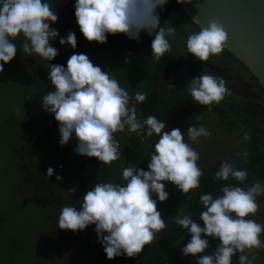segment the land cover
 I'll use <instances>...</instances> for the list:
<instances>
[{
  "label": "clouds",
  "instance_id": "1",
  "mask_svg": "<svg viewBox=\"0 0 264 264\" xmlns=\"http://www.w3.org/2000/svg\"><path fill=\"white\" fill-rule=\"evenodd\" d=\"M181 2L190 3V0H177ZM167 3L168 0H74V15L80 32L88 41L105 43L108 34L118 33L139 41L141 32H146L152 36L151 58L159 61L171 50L168 37L175 30L167 23H160L157 8L162 11ZM57 18V10H53L49 0H0V71L16 55L14 41L22 37L20 50L23 53L29 56L35 53L50 62L47 75L53 90L42 95V107L58 122L59 144L63 146L74 135V151L95 157L105 166H111L121 155L115 133L139 134L144 129L147 136L158 134L148 170L123 167L124 184L94 183L79 200V207L61 206L57 220L60 229L73 232L94 225L97 240L108 259L121 255L135 257L166 227L165 219L157 210V200L165 201L169 196L164 182H171L182 193L199 187L203 169L197 163L199 153L188 140L198 143L200 137H209L211 132L202 123L190 125L186 133L179 128L162 131L164 120L153 115L138 119L136 105L146 99V93L136 91L130 96L111 72L102 70L83 52H73L66 67L51 63L58 50L50 44V39L57 38L59 32L50 24ZM228 39L223 24L212 19L207 26L201 25L199 31L187 36L186 48L203 62L228 47ZM65 43L73 49L77 47L73 31L59 38V44ZM185 88L196 102L207 105L209 110L213 103L218 104L231 94L222 76L208 73L193 77ZM195 119L200 120L201 115ZM243 139H250L248 133ZM53 172V167L49 166L46 175L51 177ZM230 177L243 183L247 169L221 160L214 178L228 180ZM56 179L60 180L61 176L57 174ZM68 191L74 192L75 188ZM262 194L264 182L259 180L245 187L221 185L220 194L216 196L201 193L199 202L203 210L199 213V222L191 214L175 220L190 233L181 252L195 256L196 264H232L234 254L239 252L238 264H253L255 255L250 258L249 254L264 249L261 238L264 225L251 218L258 211L257 197ZM208 237L218 239L219 243L213 252L203 254L209 247Z\"/></svg>",
  "mask_w": 264,
  "mask_h": 264
},
{
  "label": "trees",
  "instance_id": "2",
  "mask_svg": "<svg viewBox=\"0 0 264 264\" xmlns=\"http://www.w3.org/2000/svg\"><path fill=\"white\" fill-rule=\"evenodd\" d=\"M164 6L169 20L177 26L181 23L178 18L180 15L184 16L183 19L188 17L177 0H168ZM58 32L57 38L50 39V44L58 50L56 59L53 58L51 63L66 67L70 54L61 50L57 41L64 34L61 30ZM22 39L16 38V55L0 71V264H47L49 260L44 258V253L38 252L41 256L35 255L39 246L48 249L53 243L57 255L58 251L65 254L73 243V237L83 254V264H196V260L179 254L182 246L190 239V233L176 224L175 220L178 216L191 214L199 222V213L203 210L199 195L208 192L216 196L220 193L221 185L229 183V179L214 178V171H203L199 187L190 189L188 193L180 192L171 182H164L169 196L165 201L157 200V210L165 219L166 227L135 257L121 255L108 259L97 240L94 225L75 232L55 228L61 206L79 207V200L94 183L110 181L124 184L121 178L123 167L137 166L148 170V161L154 152L158 134L147 136L144 129L139 134L127 131L115 133L121 155L111 166L103 165L95 157L76 153L74 135L61 146L58 122L42 107V95L53 90L47 75L50 62L35 53L32 56L23 53L20 50ZM221 53L229 59L238 60L228 48ZM151 64L150 86L143 89L146 99L136 105L138 119L153 115L165 121V129L162 131H167L191 115L208 110L207 105L196 102L185 88L193 77L202 74L197 65L181 60L172 50ZM123 76L126 75L119 73L115 79L121 87H127L124 80L128 79ZM233 105L225 96L220 103H213L211 110L219 116L228 117V107ZM144 137L149 138L145 146L141 141ZM246 142L252 156L264 155V147L259 146V139L250 136ZM141 146L143 151L134 158V152ZM253 162L254 165L250 167L252 174L248 177L250 179L255 175H263L259 165H263L264 157ZM49 166L54 169L51 177L46 175ZM57 174L61 176L60 180L56 179ZM233 181L239 182L234 178ZM70 188H75V191L69 192ZM28 203L49 209V213L55 217L44 220L45 217L41 215L42 221L39 224L42 226L36 228L38 221L27 210ZM41 218L38 216L39 221ZM16 220L18 224L13 223ZM200 225L203 227L202 221ZM182 239L186 242H180ZM208 239L209 245L217 246L219 243L216 238ZM58 245L64 249H59ZM176 258H180V261H176Z\"/></svg>",
  "mask_w": 264,
  "mask_h": 264
},
{
  "label": "rangeland",
  "instance_id": "3",
  "mask_svg": "<svg viewBox=\"0 0 264 264\" xmlns=\"http://www.w3.org/2000/svg\"><path fill=\"white\" fill-rule=\"evenodd\" d=\"M49 3L53 10H57L58 17L55 23L50 24V27H54L59 31L61 30V32L63 31L62 33L64 34V36L67 35V32L69 30L73 31L76 35L77 47L73 49L71 45L65 43L64 45L60 44L61 50L67 51L70 55L73 52L85 53L89 57V59L94 64L99 65L102 70L111 72V75L114 78H116L119 73H124L126 75L123 76L124 79L128 80H124V82L127 84V87L123 84L122 87L125 88L126 91H128L130 96L136 91H143V89L149 88L151 76L149 72L152 68L151 62H153V60L151 58V51L145 50V48H148L147 46H145L144 48L141 46L139 47L138 52L141 54L140 55L136 51V48L134 46L136 40L130 39L123 33H118L115 35L108 34L105 43L88 41L80 32L79 26L76 23V17L74 15V0H49ZM165 16L167 17H159L160 23H167L175 29L173 35L168 37L171 50L181 60L188 61L196 65L195 61L192 58L193 54L188 53L186 48V38L190 33L194 32L193 29L189 26L187 20L183 19L184 16L182 15L178 17L181 22L179 26H177L172 20H169L167 12ZM111 41L112 43H109ZM57 42L59 43V41ZM146 52L148 53V57L144 55L146 54ZM126 57L127 61L125 60ZM54 59L56 58L54 57ZM54 64L56 63L54 62ZM123 68L127 70L122 71ZM199 115H201V119H195V117ZM201 123L210 130L211 135L209 137H200L199 142L196 143L188 140L187 135L185 134V140H188V143L197 152L202 153L203 148H208L212 153L220 155L223 159H226V161L232 160L231 162H235L233 161L232 156L237 158L241 154L240 142L238 138H236L237 136L234 133H237L239 127L226 126V124L228 123L227 116H219L218 114H215L213 110L208 109L199 114H195L189 119L182 120V123H180L175 128H179L182 133H186L190 125L198 126ZM239 133L240 130L238 131V134ZM141 141L142 145L145 146L147 145L149 138L144 137ZM244 143L247 142L244 140ZM142 151L143 148L141 146L134 152V158ZM226 151H229L232 156L229 157ZM242 154H244V152ZM28 204V207L26 206L27 210H29L33 215V218L38 221V224H36V228L38 229V225L42 226L41 224H39V222L42 221L43 216L45 217L44 220H47L49 217L50 219L55 217V215L52 216V214L49 213V209L41 208V206L35 203ZM38 216L41 218L40 221L38 220ZM13 223L18 224V221L16 220V222ZM55 228L58 229V225ZM72 241L73 243L70 249H68L69 251H67L65 254H62L58 251L57 255L56 248L53 247L52 243V246L48 247V249H44L42 245L39 246L37 252H35V255L41 256V254L39 253H44V258H47L49 260V263L47 262V264H83V254L76 246L74 237L72 238ZM180 242L184 243L186 242V240L182 239L180 240ZM58 248L64 249L62 245H58ZM215 248L216 246L210 245L207 249H205V253L203 254H210L215 250ZM179 254L180 256L186 257L188 259L196 260V257L192 254L184 255L182 252H180ZM237 258L238 255L234 254L232 258V264H238ZM175 260L179 262L180 258H176ZM43 264L45 263L43 262ZM253 264H257L255 260H253Z\"/></svg>",
  "mask_w": 264,
  "mask_h": 264
},
{
  "label": "flooded vegetation",
  "instance_id": "4",
  "mask_svg": "<svg viewBox=\"0 0 264 264\" xmlns=\"http://www.w3.org/2000/svg\"><path fill=\"white\" fill-rule=\"evenodd\" d=\"M164 9V6L162 11L157 8L159 17H167L165 16L166 13L164 12ZM188 17H185V19L187 20L189 26L194 32L199 31L196 23L190 17ZM151 40L152 36L148 35L146 32H141L139 41L136 40L134 43L136 51L138 52L140 46L143 48L147 46L148 48H145V50L151 51ZM109 43H112V41ZM144 55L147 56L148 53L146 52ZM192 58L195 61V64L198 66V69L201 70L202 74L208 73L222 76L225 79L226 87L230 88L231 90V94L227 95V98L232 103H234V105L232 107H228L229 115L227 117L228 123L226 126L239 127L237 133H234L240 142L241 154L235 158L229 151L226 152L229 157L232 156L233 161H235L233 163H235L237 168L247 169V179L245 182L241 183L234 182L233 178L230 177L228 184L245 187L246 185H250L257 180L264 181V163L263 165H259L263 169V175H255L251 179L248 178L252 174L250 167L254 165L253 160L258 158L262 159L264 155L260 154L252 156L249 152L247 144L244 143L243 139L244 134L248 133L249 136H254L255 138L259 139V146L264 147V88L258 83L257 79L254 78L245 64L241 63L239 60L229 59L228 56L223 53L210 56L209 60L203 62L195 58L194 55ZM194 115L195 114L191 115L189 118ZM239 130L240 133L238 134ZM208 150L210 149L203 148L202 153L198 152L200 158L197 163L203 169V171L215 172L219 167L220 161L226 159H223L220 155H216L212 153L211 150ZM257 151L260 152V149H257ZM243 152L244 154H242ZM231 161L232 160L228 162ZM257 203L259 205L258 211L255 215H252L251 218L264 225V194L257 197ZM261 238L264 239V232L261 233ZM253 254L255 255L254 260L257 264H264V249L254 250V253L249 254L250 258ZM236 255L239 256L240 253L237 252Z\"/></svg>",
  "mask_w": 264,
  "mask_h": 264
},
{
  "label": "water",
  "instance_id": "5",
  "mask_svg": "<svg viewBox=\"0 0 264 264\" xmlns=\"http://www.w3.org/2000/svg\"><path fill=\"white\" fill-rule=\"evenodd\" d=\"M199 26L212 19L228 33V48L264 88V0H190L181 2Z\"/></svg>",
  "mask_w": 264,
  "mask_h": 264
}]
</instances>
